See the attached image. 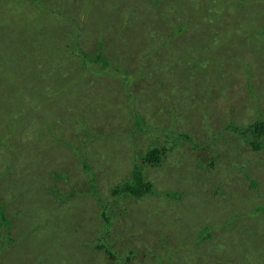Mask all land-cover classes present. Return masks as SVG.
Here are the masks:
<instances>
[{
  "label": "rangeland",
  "instance_id": "374dc122",
  "mask_svg": "<svg viewBox=\"0 0 264 264\" xmlns=\"http://www.w3.org/2000/svg\"><path fill=\"white\" fill-rule=\"evenodd\" d=\"M258 122L264 0H0V200L16 237L0 264H264ZM151 146L167 148L143 168L155 195L121 197ZM76 210L78 232L48 228Z\"/></svg>",
  "mask_w": 264,
  "mask_h": 264
},
{
  "label": "trees",
  "instance_id": "16d2710c",
  "mask_svg": "<svg viewBox=\"0 0 264 264\" xmlns=\"http://www.w3.org/2000/svg\"><path fill=\"white\" fill-rule=\"evenodd\" d=\"M157 3H158V0H153V6L154 7H156ZM42 7L43 8H47L46 3H43ZM59 12L60 11H58V13ZM161 17L162 16H158L157 15V17H156L157 19L155 21V24H156L157 20L160 19ZM71 21H72V19H71ZM178 30H180V32L183 31L182 28H180ZM170 32L171 31H169V34H170ZM166 35H168V34H166ZM179 38H180V35H177L176 32H175V34H172L171 37H170V39L172 41L173 40H177L178 41ZM99 41L102 42L101 40H99ZM74 53H77V50L73 51V54ZM95 63H99L100 65L102 64V67L105 69V68L109 67V64H111V61L109 63V61L106 60V58L104 57L103 53L100 52L97 55V57L95 58ZM205 64L206 65H210V64H212V62H205ZM97 67H99V66H95L94 65L93 68L91 69V71L97 72V70L95 69ZM197 67H198V65H197ZM100 69H101L100 71L103 70L102 68H100ZM116 70H119V67H117ZM191 71L192 72H197L198 69H192ZM119 72H127V71L125 69L121 68V70ZM135 72H138V71H135ZM198 73L199 74H204V73H209V72H198ZM196 85L198 86V84H196ZM82 91H84V90L82 89V90L78 91L79 94L81 95L80 96L81 99H83L85 94H86V97H91L90 93H88L87 90L84 91V92H82ZM134 120L138 124L140 129L148 130V131L152 130L151 125H148L147 121L142 116L136 115ZM23 125L25 126L26 124H23ZM255 125H257V128H253V131L251 129H249L248 131L254 132V134L257 137L264 135V122H258ZM234 128L235 127H233V129ZM228 129H232V127H228ZM137 131H139L138 128H137ZM6 137H7V134L4 135V137L2 139L3 142L1 141L2 144L6 143V141H4V139ZM190 139L191 138H190V136L188 134H182V135L179 134L176 137H172L171 142H172V145L174 146V145H177L176 142L178 140L179 141L180 140H186L187 142H189L188 140H190ZM166 141L169 142L170 140L166 138ZM189 144H191L193 148H199V149H203L204 148V146L203 147H199L196 143H194V141L191 142V143L189 142ZM250 144L254 147V149H257V150L262 148V144L259 143V138H257L256 140H253ZM166 150H167V148H165V147H164V149H160L159 146H151L144 152V155L140 156V157H138V154H136L135 151L133 152V156L132 157H133L134 162H133V167H132L133 169L131 170V178H130V180L123 182V186H122V189L120 191V193H121L120 196L121 197H129V198H132V199H134V198L141 199V198H143L142 195H147V196L155 195V191L153 189V184H152L151 181L146 180L145 174L143 172V168L146 165L158 166L161 162H163V160H162L163 159V154H164V152H166ZM25 158H26V156L23 159H25ZM138 159L141 160V163H136L138 161ZM85 166L88 168L87 163H85ZM58 179H61L62 181H65L67 179V175L66 174H63V176L58 175ZM113 195H116V193L114 191H113ZM173 196H176V195L173 194ZM48 202H49V200H48ZM78 215H80V214L78 213L77 210L75 211V213L69 212V213H66L64 215L57 214L56 215L57 226H56V224H54L56 227H51L52 226V222L54 221V219L51 218V219H49V221L51 223V226H48V228L49 229H53V230H59V233L60 232H64L65 230L78 232L81 227L74 226L75 225L74 217L78 218ZM103 216H104V211H103ZM81 217H82V214H81ZM105 221L107 222V224L109 226L110 217L107 216ZM13 223H14L13 217L12 216L9 217V213H7V211L5 210V205L0 200V244L2 242V245L5 246V245H8V243L10 245L15 243L16 237L15 236H11V234H12L11 229L13 227ZM13 229H14V227H13ZM42 229H45V227H42ZM109 229H110V227H109ZM16 230H17L18 234L21 233V236L19 238L20 241L22 239H24L29 247H31L30 245L32 244L33 241H35L36 244H38V246H43L44 249L47 250L48 245H46L47 246V248H46L44 241L43 242L42 241H37V238H33L30 235V233H28L27 223L25 221H18ZM45 232H47L48 235L51 234L50 231H45ZM65 236L67 237L66 234H65ZM93 239H91V240H93ZM64 242L68 243V242H71V240L64 239V240H62L61 243H64ZM109 247H110V245H109ZM98 249L105 251V253L109 257H111L113 259L115 258V255L112 253V251L110 252L109 250L105 249V247L103 245H99ZM0 253H1V251H0ZM47 254H50L51 257L53 255L54 257H56L54 259H57L58 254H54L53 252H51L49 250H48ZM48 259L50 260L49 256L47 255L45 260L48 261ZM129 259L130 258H127L128 261H129ZM59 260L68 262L67 259H59ZM162 260H164V259L162 258ZM51 261L54 262V260H51Z\"/></svg>",
  "mask_w": 264,
  "mask_h": 264
}]
</instances>
